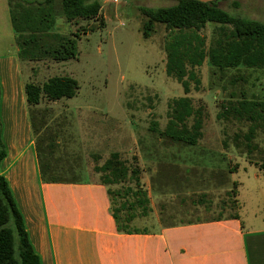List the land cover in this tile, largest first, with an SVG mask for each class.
<instances>
[{
  "label": "rangeland",
  "instance_id": "obj_1",
  "mask_svg": "<svg viewBox=\"0 0 264 264\" xmlns=\"http://www.w3.org/2000/svg\"><path fill=\"white\" fill-rule=\"evenodd\" d=\"M9 1L13 5L17 0ZM101 2L98 18L69 23L62 2L57 1L52 31L76 40V57L22 58L27 81L42 83L55 75H68L78 82L76 96L44 99L33 107L44 171L51 169L57 178L101 180L95 165L119 152L128 164L138 167L140 185L153 202L148 215L141 209L135 212L132 227L154 231L159 220L178 224L219 214H238L247 228L264 226V134L258 132L254 142L258 148L249 156L245 146L238 147L234 141V134L247 131L248 124L218 118L220 103L230 91L240 95L244 90L249 98L264 99L263 72L242 65L221 73L206 58L196 67V78L186 76L190 81L186 92L166 70L165 46L174 31L162 22L147 29L149 18L142 12L177 1ZM218 5L236 16L264 22V0H218ZM217 27L209 22L199 32L207 47ZM14 41L8 0H0V52ZM237 76L234 86L231 81ZM180 97H189L195 108L203 109L196 145L159 133L168 125L169 104ZM133 184L130 180L123 186ZM110 186L114 190L121 184ZM111 200L119 208V196L112 194Z\"/></svg>",
  "mask_w": 264,
  "mask_h": 264
},
{
  "label": "trees",
  "instance_id": "obj_2",
  "mask_svg": "<svg viewBox=\"0 0 264 264\" xmlns=\"http://www.w3.org/2000/svg\"><path fill=\"white\" fill-rule=\"evenodd\" d=\"M58 0H17L11 5V20L18 36L21 58L38 60L40 54H50L55 60L62 61L77 55L76 40L52 31ZM63 14L69 23L78 20H93L99 17L101 0H60ZM169 7L157 9L143 8L142 12L149 18L147 29L155 22H162L174 31L172 39L165 46L167 54L166 70L183 85L186 92L190 90L188 78H196V67L206 58L212 66L220 71L248 68L260 69L264 74V22L245 16H236L218 5V1L202 2L199 0H176ZM218 25L212 45L207 47L206 40L200 35L207 24ZM78 33H74L77 36ZM240 79L231 81L235 86ZM198 80V79H197ZM197 85L200 81H195ZM78 92V82L68 75H55L39 83L27 81L25 93L31 109L33 125L36 123L33 107L44 99L57 101L72 98ZM1 96V89H0ZM170 119L164 130L159 133L176 142L196 145L201 137L203 109L195 108L189 97L175 98L169 104ZM219 119L236 120L247 123V131L235 133L236 146L244 145L249 156L257 150L255 139L258 132L264 134V99L249 98L244 90L238 95L230 91L229 97L220 103ZM38 145V144H37ZM6 155L1 139L0 119V164ZM264 167V163L261 165ZM101 172V182L108 187L110 196L116 194L121 203L115 212L119 232H140L141 229L130 227L138 210L144 215L150 212L148 192L140 185L139 169L128 164L119 152H113L101 165H95ZM51 169L41 174L45 182H57ZM48 175V176H47ZM133 181V185L125 182ZM121 184L116 189L110 185ZM114 192V193H113ZM119 200V201H120ZM114 206V205H113ZM124 213V216H122ZM0 264H41L25 228L23 216L17 207L8 181L0 171Z\"/></svg>",
  "mask_w": 264,
  "mask_h": 264
},
{
  "label": "crops",
  "instance_id": "obj_3",
  "mask_svg": "<svg viewBox=\"0 0 264 264\" xmlns=\"http://www.w3.org/2000/svg\"><path fill=\"white\" fill-rule=\"evenodd\" d=\"M17 36L0 52V171L41 264H264V226L247 228L238 214L119 232L101 180L45 182Z\"/></svg>",
  "mask_w": 264,
  "mask_h": 264
},
{
  "label": "water",
  "instance_id": "obj_4",
  "mask_svg": "<svg viewBox=\"0 0 264 264\" xmlns=\"http://www.w3.org/2000/svg\"><path fill=\"white\" fill-rule=\"evenodd\" d=\"M199 1H202V2H212V1H218V0H199Z\"/></svg>",
  "mask_w": 264,
  "mask_h": 264
},
{
  "label": "built area",
  "instance_id": "obj_5",
  "mask_svg": "<svg viewBox=\"0 0 264 264\" xmlns=\"http://www.w3.org/2000/svg\"><path fill=\"white\" fill-rule=\"evenodd\" d=\"M113 3H116V2H118L119 0H111Z\"/></svg>",
  "mask_w": 264,
  "mask_h": 264
}]
</instances>
